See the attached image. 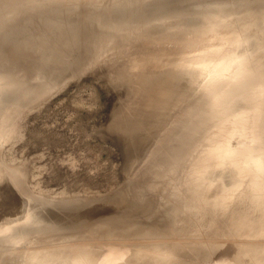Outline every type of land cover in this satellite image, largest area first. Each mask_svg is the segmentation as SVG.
<instances>
[{
	"label": "rangeland",
	"instance_id": "374dc122",
	"mask_svg": "<svg viewBox=\"0 0 264 264\" xmlns=\"http://www.w3.org/2000/svg\"><path fill=\"white\" fill-rule=\"evenodd\" d=\"M29 1L30 2L26 5L27 7L34 3L39 7H34V11L30 12L26 8L27 11L25 10L24 12L25 8L21 11L20 6L26 3V0H19L20 4H18L19 2L14 3L15 0H12L11 4H6L0 8V21L2 18H7L10 14H13V12H17V14H15L17 16L14 15L8 22L13 24L24 23L21 30L12 35H7V37L5 35L8 40H5L3 47H0V76L3 74L6 75L7 73L10 74V72L6 71V69L9 68L8 71L11 70L12 75L16 74L15 76H23L26 72H29L33 80L31 76H29L30 81L29 79L28 81L33 84L34 88H28L27 83L25 86L30 89L29 93L28 89L23 86L24 89L22 90L20 88H12L11 90L9 89V91L7 90V92L5 91L3 93L4 95L0 96V239L2 240H0V264H154L156 258L161 262H166V264H218L220 261V264H240L241 258H246L245 262H242L243 264H247L246 260L248 258H254L255 261L253 264L259 263L262 257L255 256L254 247L240 245V243L242 244V242H245L244 237L253 236L258 232V223L253 221L252 214H245L235 225V234L237 235L233 233L225 234L226 230L224 229H226V226L224 222H228L229 216L221 215L224 211L218 208L212 209V207H208L211 210L204 214L205 218L208 220V224L205 222L203 225L197 222V214L194 215L195 221L193 222V226H189L187 221L182 224L178 221L182 218L186 219L188 216L190 217V213L194 210L188 208L181 213H176L177 211L174 210L175 207L173 206H176L180 201L174 200L171 192L176 190L177 187H180L179 189L183 187L184 179H187L186 175L189 170L193 169L198 164L199 157L197 154L202 150L201 146H203V144L198 148H193L191 154L194 158L191 164H186L187 166L182 164L179 169L177 167L174 168L175 166H170V169L167 168L168 170H165V174L157 176L156 181H159V183H155V181L150 178L152 176L151 173L156 168V166H154L156 165V161L168 150V147H165L170 144L168 138H171L170 136L173 132H176L179 123L186 117L184 113L185 110L191 104L201 99L208 84L210 85L214 82H211V80L214 78L215 73L210 76H205L201 83L194 87V89L192 88L193 90L191 89L193 93L190 94L188 91L186 93L187 96H185V93L179 94L178 103L173 104L172 110L168 113L170 118L165 124L164 121L169 117L167 114L168 117L166 116V119L159 124V122L155 120L157 117L155 116L156 118H154L153 112L149 114L145 112L146 109L148 110V107L146 108L148 98L145 96V100L143 101L144 93L140 92L139 94L136 87L138 82L136 79H134L136 82L132 80L134 77L136 78V76H134L137 75L135 73L136 70L133 69L135 72H132L134 73H126L127 78L129 80L131 79L128 84H126L128 82H126V80H128L125 77L126 74L122 75L121 72L127 71L125 67L128 68L129 66L127 67V64L132 60H136L137 58L136 61H139L138 58L140 56L142 57L143 53L149 55L153 53L152 55L154 56L160 55L161 57H158L161 58L159 59L162 64H164V62L171 63L172 60V64H174L176 61L174 59H178L176 61L178 62L183 60L186 55V58L190 56H192L190 58H193V56L200 51V45H202V43L207 45L209 43L208 41L202 42L199 40V44L197 43V45L192 41L194 44L192 43L193 45L189 47V45L185 43L186 41L183 42L187 35H185V37L183 35H178L176 37L168 35L169 37H167V39L164 37L158 38L161 32H163V35L166 33L170 34L175 29L176 24L180 22H178V20L181 17L187 20L189 19L188 21L186 20L187 23L186 21L184 23L187 24L188 27L196 21H201V18H205V15L223 11L224 17L228 18L227 20L229 21H233L232 28L242 27L250 31L255 28L251 25V22L257 21L256 29L263 30L264 0H124V2L117 4H115L116 0ZM140 6L142 9L137 13ZM40 10H44L45 14L39 15L38 12ZM101 10H106L104 11L106 13L103 18L99 16ZM51 11H60L58 16H60L62 22L67 19L65 21L67 23L64 22L60 29L48 27L46 21L52 14ZM97 11L98 13H96ZM31 14L33 17L29 19ZM134 14H137V16L134 17ZM130 17H133V19L137 18L136 22H138V25L146 22L147 28L157 27L158 30L160 29V32L153 35H160L152 40H148L146 39L149 33L148 30V33L139 36L142 39L137 40L134 44L129 46H123V41H128L125 38L127 36L116 37L115 40L103 46L99 45L98 41L92 42L97 32L104 37L109 34V29L106 25L110 22L121 24ZM72 29L83 37H81L83 41L81 40L78 42L76 47H68V45H64L60 42L65 34L71 33ZM222 29L223 30L214 27L213 31L216 35H220L227 31L224 30L225 28ZM1 34L0 37L3 36ZM234 35V33H231L232 42L228 44V46H235L236 38ZM198 36H201L203 39L210 37L208 34L203 33L198 34ZM186 40L188 39L186 38ZM196 41L198 42L197 39ZM174 42L175 46H173ZM179 42L185 44L180 45ZM217 42V39L210 41L211 44H216ZM14 44L25 46L20 54L22 56L16 58L15 61L5 59V56L11 54L10 50ZM79 44H81V46ZM119 44L121 46L118 47ZM46 45H49V47L54 46L55 49H59L60 52H66L65 62L61 63L53 60L55 54L53 50H51L52 48L43 49ZM167 45L171 47L168 48ZM155 46L158 49H162V51L160 50L161 54H158L159 50L156 49ZM107 47H109V49H107ZM137 47L139 49L138 54L137 50H135ZM75 48L77 49L75 50ZM148 48H152L153 50H148ZM155 49L158 50L157 53H155ZM130 50L132 51L130 52ZM115 52L118 56L115 55ZM119 52L122 53L123 56ZM162 52L166 53V55H162ZM126 53H129L128 56L132 53L133 56L136 55L137 57L133 59L131 55L130 58H128ZM112 54L116 56V59ZM235 54L238 55L239 51ZM25 55L30 58L27 59ZM171 55L175 57L173 58ZM71 56L75 59L72 60ZM108 56H112L113 60ZM124 56L131 61H128V59L126 60ZM165 56H167V60ZM106 57L111 60V63L114 64L113 66ZM118 57V60H120V62L122 61L121 63H123V65H120L121 63L117 60ZM141 57L139 59H141ZM120 58H123V60ZM186 58L185 60H187ZM47 59L50 60L44 63L43 60ZM101 59L102 61L100 62ZM114 59L117 60V65L112 62ZM106 61L108 62L107 65L105 64L107 63ZM11 63L14 68L11 66ZM100 63L104 65H99ZM96 66L99 68L98 70ZM106 66L109 67L108 70H106ZM120 66L122 67L121 70L119 69L121 68ZM90 67L91 70L89 69ZM72 68L74 70H72ZM13 69L15 71H13ZM248 72H250L251 76L258 74L255 66ZM39 73H41V75ZM120 74L123 79L125 77L126 80H123ZM128 74H131V76H128ZM151 75L157 76L156 73ZM237 76L236 74L234 79L231 80L232 82H228V86L225 90L229 88V85L236 83L238 79ZM121 79L125 82V86L121 84ZM33 81L37 85L36 87H34ZM249 82H251L250 79ZM131 83L132 87H135L133 89L137 90H135L137 93H133L135 94L134 96L131 94L133 91V89H131ZM32 84L29 87H32ZM127 85L130 86V88ZM124 87L127 90L126 92ZM127 87L132 90H130L131 93H129ZM255 88H260L259 91L261 92L255 91ZM16 89L18 92L19 89L20 91L26 90L24 92L28 94L24 92L20 94L21 92H16ZM13 90L16 93H14ZM225 90L223 89V91ZM250 90L255 91L251 92L250 108L253 114V121L257 126L261 116V110L264 107V87L255 85L250 88ZM12 92L15 96H13ZM244 92L245 91L240 93V95ZM123 93L128 95L124 96ZM136 94L143 96L140 97L143 102L140 101ZM136 96L137 99H135ZM222 98H224V95L222 92H219L216 96H213L210 104L218 103ZM123 100H125V102L127 100V102L125 103ZM137 102L138 107L135 104ZM120 104L122 105L120 106ZM131 104L135 105H132L135 109L131 108L134 110V113L132 110H129ZM252 104L254 105L252 106ZM126 105L129 106L125 107ZM143 106H145V108ZM118 107H123L122 109L119 108L121 112ZM123 109H125V111H123L124 114L122 112ZM151 109L152 107L150 110ZM128 110L132 113L131 116L133 114L135 116L137 115L136 119H134V115L132 117L130 116ZM242 110H244V107L238 108V111ZM126 112H128L127 114L129 115L125 114ZM138 115H140L141 120H139L140 118H138ZM124 116H126V118ZM129 116L131 118H129ZM144 117H148V121L153 117L155 120L153 125L155 126L157 123L159 126L156 125V127H153L151 125L154 122L153 118L151 119V124H149L150 121L148 123L147 120L145 121L146 118ZM122 118H124L123 121H125V128L123 125L124 123L122 124V122H120ZM137 120L138 122H136ZM131 121L133 122L130 123ZM144 121L145 123H143ZM146 122L148 126H146ZM162 123H164V126L163 129H160V127L162 128ZM128 124L129 126H127ZM131 124L132 126H130ZM149 125L153 127L150 126V130L155 129L154 133L158 132V134L155 133L153 138L151 131V136L148 138L151 137L153 139L151 140L150 138L151 142H149L147 146L141 144L144 147V151L142 150V152H139L142 149V146L140 148L138 147L139 142L142 141L143 144H148L147 142L150 141L146 134L150 133V130L147 129ZM216 125L209 123L207 125L209 132L207 130V133L213 134L214 136L217 135L219 130ZM126 128L130 130L131 133L128 132ZM145 129L149 132L144 131ZM214 129L216 130L214 131ZM244 129L245 128L240 126L233 129L236 136V140L232 142L233 147L240 148V150L246 152L243 151L244 160L246 162H252V160H249L250 153H256L255 155L264 157V146L261 145V142H264V138L252 134L255 138L252 139L250 136L249 140L246 141V131ZM121 130L126 131L122 132ZM136 130L138 132L141 130V133L144 132L143 135L146 134L144 138L147 139L141 137V133H138L141 135L136 134ZM124 136L126 137L124 138ZM120 137L126 140H129V138L133 140L135 138L138 144L134 142L135 139L132 142L137 146L131 145L133 144L132 142L131 144L130 142L127 143L126 140H124V142ZM145 140H147L146 143ZM251 140L253 141L251 142ZM127 145H130L129 147L131 149L128 148ZM135 147H138L140 150L138 151ZM165 149L167 150L165 151ZM132 150H135L133 151L135 154L131 157L133 153L131 152ZM136 150L138 152H136ZM128 153L131 154L129 155ZM130 158H134L135 160L131 161ZM135 161L139 162V167ZM132 162H135L133 167H131ZM149 166H151V170ZM247 170L250 175L253 170L252 164L247 167ZM225 173V169H223V172L221 170L218 178L224 177ZM149 179L150 182H148ZM168 181L171 182V185H169ZM213 181H211V183H206L203 190H198L199 194L205 192L207 195L206 198H208L211 203L215 202L217 198L216 201H219V197H225L227 193V191L222 188V180ZM134 182L135 184H133ZM249 182V180H246L241 185L240 192L242 191L244 194L243 190L246 189V194L247 192L249 193V188H247L250 185ZM137 184L139 185L137 186ZM188 185L192 184L188 183L187 186ZM127 187L128 190L126 189ZM163 187L165 188L163 189ZM139 188L142 192L139 191ZM141 188H143V190ZM186 188L187 187H185V189ZM184 190L181 191L183 192ZM117 192L118 194L113 195V193ZM133 193H136V196L135 194L133 195ZM185 195H187L185 198H188V193ZM110 196L112 199L109 198ZM108 199L111 201H108ZM173 201L176 202L175 205L172 204L174 203ZM234 204L235 201L230 205L232 206ZM181 205L184 204H178L180 207ZM63 206L72 207L78 211L68 215L61 209ZM234 208L233 206L231 209V213L233 214L235 213ZM170 209H172V212ZM60 210L65 213L66 217L63 220L65 225L51 226V223L46 221L44 215L50 218L52 215L59 213ZM25 213L26 215L24 216L23 214ZM34 213L38 215V218L27 221L28 216ZM178 214L181 216L178 217ZM211 214L216 215L215 220ZM25 224H31L30 229L34 231L27 230L25 236L16 242L18 245L14 241L6 240L11 230L3 231L2 229L9 226H12L11 229H13ZM158 224L161 226L159 225V227ZM183 224H185V226H182ZM128 225H130V227L135 226V228L133 227V229L131 227L133 230H130L131 228ZM109 226L112 228H109ZM97 227L103 230L101 231L99 229L101 232H99V230H94ZM174 227L175 229H172ZM117 228L118 231L116 230ZM120 228H123V230ZM111 229L115 231L114 234H112L114 231L112 232ZM126 229L128 231H126ZM168 229L172 231H170L171 234H168ZM141 230L146 235H144ZM246 230H248V233L244 234ZM103 231L104 233L102 234ZM120 231H122V233L126 231L125 234L123 233L125 236L121 235ZM89 232H93L94 234ZM87 233L90 236L87 235L86 237L85 234ZM127 233H129V235L133 234L132 237ZM83 235H85V239ZM126 235L130 238L128 239ZM140 235L144 236L140 237ZM145 236L150 237L144 238ZM78 237L81 239H78ZM249 238L251 237H248V239ZM41 239L43 241H41ZM54 239L56 242H54ZM251 241L264 242V236L252 237ZM35 242H37V246L35 244L32 245V243ZM39 242L41 243L40 245H43L40 246ZM48 242L49 244L45 245V243ZM51 242H54V244ZM209 246H211L210 249H208ZM9 247L11 249H9ZM35 251L45 252V254L50 256L46 255L42 257L35 255L37 254ZM23 252H28L27 255L29 258H31V255L34 253L35 256L32 255L31 262H27L28 259L25 260L26 257L24 256L27 255H23ZM29 253L32 254L29 255ZM56 254H60V257L56 258ZM66 254L68 258L65 257ZM76 254L79 255V258L76 257ZM140 254L143 255L138 256ZM69 255L71 256L69 257ZM135 255L139 258H136ZM7 256H9V258Z\"/></svg>",
	"mask_w": 264,
	"mask_h": 264
},
{
	"label": "bare ground",
	"instance_id": "6f19581e",
	"mask_svg": "<svg viewBox=\"0 0 264 264\" xmlns=\"http://www.w3.org/2000/svg\"><path fill=\"white\" fill-rule=\"evenodd\" d=\"M18 2H19V0H15L14 3H18ZM29 2H30L29 0H26V3L21 4V6H20L21 11H23L24 8H25L24 9V12H25L26 8H27V10L29 12L30 11H34V7H36L37 4L35 5V3H34V4H32V5H30V6L27 7L26 5ZM122 2H124V0H116L115 1V4L122 3ZM11 3H12V0H0V8H2L6 4H11ZM18 4H20V2ZM37 7H39V6H37ZM138 9L139 10L137 11V13L142 9V7L140 6ZM104 11H106V10H101L99 12V16H101V18H103V16H105V13L106 12H104ZM44 12H45L44 10H40L38 12V14L40 15V14H43ZM51 12H52V14L47 18V21H46L48 27L60 29L61 26H62V24L67 19H65L62 22L60 20V16H58V13L60 11H51ZM96 13H98V11ZM15 14H17V12H13V14H10L7 18H2L1 21H0V34L2 33L1 35H3L2 36L3 38L0 37L1 38L0 39V47H3V43H5V40H8V38H6L7 35H9V34L12 35L13 33H16L17 31L21 30L22 25H24V23H20V24L19 23H17V24L14 23L13 24V23L8 22L9 19L10 18H13ZM15 16H17V15H15ZM135 16H137V14H134V17ZM32 17H33V15L31 14L29 16V19H31ZM136 19H133V17H130L127 21H125L124 23H121V24L116 23V22H110L109 24L106 25L108 27V29H109V34L104 37L99 32H97L95 34L94 39H92V42H97L98 41L99 45L103 46L105 44H108L110 41L115 40L116 37L127 36L125 38L128 41H123L124 44L123 43L122 44H123V46H129V45L134 44V42H136L137 40L142 39L139 36L148 33V30H149V33H148V36L146 37V39H148V40H150V39L152 40V39L156 38L160 34L161 35L158 38L164 37L166 39H167V37H169L168 35H173V37H176L178 35L179 36H182L183 35L185 37V35H187L185 37V39H184L183 42L186 41L185 43L188 44L189 47L194 44L193 42H195L196 45H197V43L199 44V40H201L202 42L203 41H206V42L208 41L209 43L213 39H217L218 40V42L216 44H211V43L209 44L208 43L206 45V44H203L202 43V45H200V51H198L197 54L195 56H193V58H190L192 56H190L189 58H186L187 57V55H186V56H184V59L183 60H180L178 62H176L178 59H174V60H176L174 64H172L173 60L171 61V63H169L168 61H167L168 63H165L163 61L164 64H162V62L160 61V59H161L160 57L161 56L160 55H158L160 57L154 56V55H152L153 53H151V55H149L147 53H143L142 57L140 56L141 59H139L140 57L138 56L139 57L138 58L139 61H136L137 60V58H136L137 56L136 55L133 56L132 55L133 52L131 53V55H132L133 59L135 57L136 60H132V61L129 60L128 58H130V56H131V55L128 56L129 53L128 54L126 53V55H127L128 58H126V56H124L126 60L128 59V61H131V62L129 63L130 65L127 64V67L129 66L128 68L125 67V70H127V71H125L123 73L120 71L121 74L123 75V74H126L127 72L128 73H131L132 71H134L133 69L136 70V72L134 71L137 74V75H134V76H136V78L133 76L134 78L132 77L133 78L132 80H134V79L137 80L138 85L136 87H137V89L139 91V94H140V92H143L144 93L143 94L144 95L143 101L145 100V96L148 98V100H147L148 103H146V108L148 107V110L146 109L145 112H148V114L151 113V112H153L154 113V118L157 117V119H155V120H157L159 122V124H160V122H162V121H164L166 119L167 114L170 113V110H172V106H174L173 104L178 103V99H179L178 95L179 94H184V93L186 94L188 91L190 92V94L193 93L192 90L194 89V87H196L199 83H201V81H203V78L205 76H207V75L210 76L211 74L215 73L214 78L211 80V82L212 81H214V82L212 84H210V85L208 84V87H206L205 93L203 94V96L201 97V99L198 102L191 104L185 110L184 113L186 114V117L179 123V126H178L176 132H173V134L170 136L171 138H168L169 139L168 142H170V144H169V146H165V147H168V150L165 149V151L166 150L167 151L164 152L163 155L161 156V158H159L156 161V165H154V166H156V168L151 173L152 176L150 178L153 179L155 181V183H159V181H156L157 176H161V175L165 174V170L167 168H169L170 166L171 167L172 166H175L174 168L177 167L179 169L180 165H182V164H184L185 166H187L186 164H191V162H192V160L194 158L193 155L191 154L193 148H195V147L198 148L201 144H203V146H201L202 147V150L197 154V156L199 157L198 164H197L196 167H194L193 169L189 170L188 174L186 175L187 176V179L186 180L184 179L183 187H181V189H179L180 187H177V189L174 190L173 192L170 191L171 194L174 197V200L176 199V200H178V202L180 201L179 202L180 204H182V203L184 204V205H181V207L178 206L179 203L176 204V206L178 208L176 206H173V207L177 208V209L174 208V210L177 211L176 213H181V212H183L184 210H186L188 208L194 210L193 212L190 213V217L188 216L186 219L185 218H182V219L178 220L179 223L182 224L183 222L187 221L189 223V226H191V225L193 226V222L195 221L194 220V215L197 214L198 215V217L196 218V221L197 222H199V223H201L203 225L205 224V222H206V224H208V220L205 218V215H204V214H206L207 211H210L211 210L208 207H212V209L218 208V209L224 211V212H222L223 214H221V215H228L229 216L228 222H224L225 223V226H226V229H224V230H226L225 231V234L226 233H229V234L230 233L231 234L233 233L234 235H237V234H235V232H236L235 225L239 222V220H241V218H243L245 216V214L250 213V214L253 215V218H252L253 221H255V222L258 223V225H257L258 226V232L255 235L248 236V237H251V238L252 237H263L264 236V157L257 156V155H255L256 153L255 154L250 153L249 160H252V162L251 161H249V162L247 161L246 162L244 160L245 158L243 156V154H244L245 151L244 150H240V148H234L232 142L234 140H236V136H235V134L233 132V129L236 128V127H239V126L245 128L244 130L246 131V137H245L246 138V141L249 140V137L250 136L252 137V139L255 138V136H258L260 138H264V107L261 110V116H260V118L258 120V125L257 126L255 125V122L253 121V114H252L251 108H250V106H251V103H250V101H251V92L259 91V89H260V88H255V91H251L250 88L254 87L255 85H261V86L264 87V28H263V30L256 29L257 21L251 22L252 23L251 25H253L255 28H253V30H250V31L247 30L246 28H242V27L241 28H232L233 21L227 20L228 18L224 17L223 11H218V12L213 13V14H210V15H205V18H201V21H196V22L192 23V25H189L188 24L189 25L188 27H187V24H184L187 19H184L183 17H181L178 20V22L179 21L180 22L176 24L175 29L170 34L169 33H166V34L163 35V32H161L157 36H154L153 34L159 33L160 32L159 31L160 29L158 30L157 27H155V28H149L148 27L147 28L146 27L147 26L146 25V22H143L141 25L139 24L140 25L139 26L138 25V22H136ZM25 21H28V20H25ZM187 21H186V23H187ZM65 23H67V22H65ZM214 27L215 28H218V29H221V30H223L222 28H225L224 30H227V31L223 32L220 35H216L215 32L213 31V28ZM202 33L203 34H208L210 37L207 38V39H203L201 36H198V34H202ZM231 33H234L235 34L234 35L235 38H236L235 46H228V44H230L232 42ZM78 34L79 33H76L75 30L72 29V31H71L70 34H65L64 37H63V39H61L63 42L62 41H60V42L62 44H64V45H68V47H71V46H75L76 47V45L78 44V42H80L82 40L81 39L82 36L80 34L79 35ZM5 35H6V37H5ZM61 35H63V34H61ZM135 38H138V39H135ZM186 38L188 40H186ZM2 39H4V40H2ZM196 39L198 40V42L196 41ZM185 43H183V44H185ZM173 44H174L173 46H175V42ZM181 44H182V42L180 43V45ZM79 45L81 46V44H79ZM119 46H121V45L119 44L118 47ZM157 46H159V45H157ZM23 47H25V46H22L21 44H14L13 47H12V49L10 50V53L11 54L5 56V59H10L12 61H15L16 58H18L19 56H22L20 54H21V52L24 49ZM170 47L168 46V48H170ZM47 48H49V49L52 48L51 50H53V52L55 54L54 57H53V60L58 61V62H61V63H64L65 62V60H66V52L65 53L60 52L59 49H55L54 46L53 47H49V45H46V46L43 47V49H47ZM132 48H134V47H132ZM152 48H148V50L149 49H152ZM155 48H156V46H155ZM164 48H165V45H164ZM76 49L77 48H75V50ZM105 49H106V47H105ZM107 49H109V47H107ZM156 49H158V48H156ZM132 50H130V52ZM135 50H137V54H138V51H139L138 47ZM142 50H145V49H142ZM146 50H147V48H146ZM152 50H151V52H152ZM158 50H159V52H158V54H159L160 53V50L162 51V49H158ZM158 50H156L155 53H157ZM73 51H74V49H73ZM238 51H239V54L236 55L235 53H237ZM140 52H141V50H140ZM142 52H144V51H142ZM145 52H147V51H145ZM148 52H150V51H148ZM120 54L123 56L122 53H120ZM124 54H125V52H124ZM163 54L166 55V53H163L162 52V55ZM112 55L114 56V54H112ZM115 55H117V53ZM139 55H140V53H139ZM168 55H169V53H168ZM167 56H165L166 57V60H167ZM25 57L27 59L30 58L29 56H26V55H25ZM108 57L109 58H112V56L111 57L108 56ZM114 57L116 59V56H114ZM132 57H131V59H132ZM71 58H72V56H71ZM163 58H164V56H163ZM176 58H177V56H176ZM178 58H180V57H178ZM181 58H183V57H181ZM185 58L188 61L185 60ZM74 59L72 58V60H74ZM115 59L112 62H114L116 64V63H118L117 60L119 59V57L117 58V60H115ZM120 59L123 60V58H120ZM0 60H1V57H0ZM48 60H50V59L43 60V61H44V63H47ZM104 60H105V58H104ZM108 60L111 63V60L110 59H108ZM112 60H113V58H112ZM93 61H95V60H93ZM101 61H102V59L100 60V62ZM118 61L120 62V60H118ZM128 61H127V63H128ZM169 61H170V58H169ZM108 62L107 63L104 62V63L107 65ZM248 62H249V64H248ZM7 63H9V62H7ZM110 63H109V65H110ZM131 63H133V64H131ZM91 64H92V62H91ZM101 64H103V63H100L99 65H101ZM111 64H112V66L114 65L113 63H111ZM119 64H118V66H119ZM120 65H123V63H121ZM125 65H126V63H125ZM11 66H13L12 63H11ZM66 66H69V65H66ZM254 66H255V69L257 70V73L258 74H254L253 76H251L250 72H248V71H250ZM6 67H5V69H6ZM134 67H137V68H134ZM13 68H14V66H13ZM106 68L105 69L108 70L109 67L106 66ZM5 69H4V71H5ZM9 69H6V71L7 72H10V74L7 73L6 75L3 74L2 76H0V96L4 95L3 93L5 91L7 92V90L9 91V89L11 90L12 88H17V89L20 88L22 90V89H24L26 87L25 85H27V83H28V88L34 89L33 88V84L31 82H29L30 81L29 76H31L29 72H26L23 76H15L16 74L15 75H12V71L11 70L8 71ZM74 69H75V66H74ZM74 69L72 68V70H74ZM89 69L91 70V67ZM96 69L98 70L99 68L97 67ZM119 69L121 70L122 67L119 68ZM1 70H2V68H1ZM72 70H70V71H72ZM92 70H93V68H92ZM13 71H15V70L13 69ZM29 71H31V70H29ZM123 71H124V67H123ZM17 72H19V71H17ZM95 72H97V71H95ZM134 72H132V73H134ZM2 73H5V72H2ZM153 73H156L157 76L156 75H155L156 77L155 76H152L151 74H153ZM39 74L41 75V73H39ZM121 74H120V76H121ZM236 74L238 75L237 76L238 79H237L236 83H234L232 85H229V88H227L225 90V88L228 86L227 85L228 82H230L231 80H233L234 79V76ZM129 75L131 76V74H128V76ZM125 77L127 78V74H126ZM125 77H124V79L126 80ZM28 79H29V81H28ZM31 79H32V76H31ZM122 79H123V77H122ZM249 79L251 80V82H249ZM123 80H122V82H123ZM130 80L129 79L126 80V82L128 81L126 84H128ZM122 82H121V84L125 86L126 85L125 82H123L124 84ZM134 82H136V81L134 80ZM36 83H38V82H36ZM132 83H131V87H132ZM31 84H32V87H29ZM23 86H24V88H23ZM36 86L37 85L34 82V87H36ZM128 87L130 88V86H128ZM128 87H127V89H128ZM133 88H135V87H132L131 89H133ZM17 89H16V92H18ZM20 89H19V92H18V93L21 92L20 94H22L24 91H26V90L20 91ZM131 89H128L129 93H131L130 92ZM223 89L225 91H223ZM29 90L30 89H28V93H29ZM124 90H125V92L127 91L125 87H124ZM135 90L133 89L134 92L131 90L132 91L131 94L133 96L135 95L133 93H137V92H135ZM33 91H35V90H33ZM243 91H245V92L240 95V93H242ZM13 92L16 93L14 90H13ZM219 92H222L223 93L224 98L220 99V101L218 103L210 104L213 96H216ZM259 92H261V91H259ZM14 93H13V96H15ZM24 93L28 94L27 92H24ZM20 94H19V96H20ZM123 94H124V96H127L128 95V94L125 95L126 93H123ZM16 95H18V94H16ZM13 96H12V99H13ZM137 96L139 97L140 101L143 102L141 100V98H140V97H143V96H139V95H137ZM137 96H136L135 99H137ZM185 96H187V94ZM123 98H125V97H123ZM15 100H19V99H15ZM127 100H126V102H127ZM123 101L125 102V100H123ZM138 102H139V100H138ZM138 102L135 103V104L137 105ZM10 103H12V102H10ZM121 105L122 104H120V106ZM132 105H134V104H131L130 109H129L130 111L132 110L131 108H134L135 109V107H134L135 105L133 107H132ZM253 105L254 104H252V106ZM128 106L126 105L125 107H128ZM137 107H138V105H137ZM140 107L142 108L141 104H140ZM143 107L145 108V106H143ZM149 107L150 108L152 107V109L150 110ZM239 107H244V110L238 111V108ZM119 108L122 109L123 107L122 108L121 107H118V109ZM120 109H119V111H120ZM129 110H128V112H129ZM123 111H125V109H123L122 112ZM132 111L134 113V110H132ZM128 112H126L125 114H127ZM123 114H124V112H123ZM131 114L132 113H130V116H131ZM127 115H129V114H127ZM130 116H129V118L132 117V116L131 117ZM136 116H135L134 119H136ZM138 116H139L138 118H140V115H138ZM168 116H167L168 117L167 120H165L164 123L166 121H168V119L170 118V115L169 114H168ZM124 117L126 118V116H124ZM144 118H146V117H144ZM147 118L145 119V121L147 120ZM154 118H153V121L154 122L152 124H151V122H152L151 119L149 120L150 123H149L148 120H147V122L149 124H151L153 127H156V125H158V124L156 123L155 126L153 125L155 123ZM123 119L124 118H122L121 119L122 121H120V122H122V124L125 122V121H123ZM134 119H133V121L135 122ZM139 120H141V118ZM133 121H131L130 123H132ZM145 121L143 123H145ZM136 122H138V120ZM147 122H146V126H148ZM126 123H128V122H126ZM164 123H162V125H161L162 128L160 127V129H163ZM209 123H212L213 125L214 124L215 125L217 124L216 127L219 130L218 131L219 133L217 135L214 136L213 134L207 133V130H208L207 129V125ZM123 125H124V128H125V123ZM151 125H149V127L147 129L150 130V126ZM120 126H121V124H120ZM127 126H129V124ZM130 126H132V124ZM145 127H142V128H145ZM122 128H123V126H122ZM128 128L130 130H132L130 127H128ZM147 129H145L144 131H148ZM126 130L128 132H130V130H128L127 128H126ZM126 130H124V131H126ZM215 130L216 129H214V131ZM121 131L124 132L123 130H121ZM151 131H152V137L153 138H154L155 133L158 134V132H155L154 133L155 129L154 130H150V133H146L145 132L147 134V138L149 136H151ZM156 131H157V129H156ZM208 132H209V130H208ZM130 133H129V135H130ZM138 133H141V130H140V132H138V131L136 132V134H138ZM212 133H213V131H212ZM141 134H138V135H141V137H143V138L146 135V134L143 135L144 132H142ZM252 134H255V136H253ZM122 137H120V138H122ZM125 137L126 136H124V138ZM133 137H135V136H133ZM124 138H122L123 141L126 140ZM130 138H131V136H130ZM130 138H129V140L127 139L126 142L127 143L130 142V144H131V142L135 138L133 140H131ZM147 138H144V139H147ZM150 138H148V139L150 140ZM153 138H151V140ZM137 139H138V137H137ZM137 139L134 140L135 143L138 142V141L136 142ZM151 140L147 142L148 144H143L142 141H141V138H140V141L141 142H139L138 147L140 148L142 145L143 146L144 145L145 146L149 145V142H151ZM146 141L147 140H145V143H146ZM252 141L253 140H251V142ZM134 142H132L133 144H131V145L137 146ZM166 145H168V144H166ZM261 145L264 146V142L263 141L261 142ZM129 146L130 145H127L128 148H130ZM143 146L141 147L142 148L141 150L138 149V147H135V149H138V151L140 150L139 152H142V150L144 151V149H143L144 147ZM133 151H135V150H132L131 152H133ZM138 151L136 150V152H138ZM159 152H161V151H159ZM128 154L130 155L131 153H128ZM134 154H135V152H133L131 154V157ZM130 159H131V161H134L135 160L134 158L133 159L130 158ZM135 162H137V161H135ZM135 162H132L131 167H133V164ZM138 163L139 162H137L136 164L138 165ZM250 164H252L253 170H252V173L249 175V173H248L249 171L247 170V167ZM137 165H136V167H137ZM139 165H138V167H139ZM149 167H150L149 169L151 170V166H149ZM130 169H133V168H130ZM223 169H225V171H226L224 177L218 178L220 171L222 170V172H223ZM130 171H132V170H130ZM138 171H139V169H138ZM146 171H148V170H146ZM132 172H134V171H132ZM213 180H215V181L222 180V183H223L222 188L227 191V193L225 194V197H223V196H220L219 197V201L220 202L219 201H216L218 199L217 198L215 200V202H212L211 203L210 200L208 198H206L207 195H206L205 192L204 193L202 192V194H199V192H198V190H200V189L203 190L205 188L204 185H206V183H209V182L211 183V181H213ZM246 180H249L250 181L249 182L250 185L247 187V188H249V193L247 192V194H246V189H244L243 190L244 191V194H243L242 191L240 192L241 187H242L241 185ZM169 181H171V180H169ZM169 181H168V183H169V185H171L170 184L171 182H169ZM179 181H181V180H179ZM148 182H150V179L148 180ZM165 183H166V181H165ZM188 183H190L192 185H188L187 186ZM133 184H135V182ZM167 184H165V185H167ZM138 185L139 184H137V186ZM128 187L126 188L127 190H128ZM185 187H187V188L185 189ZM143 188H141V189L143 190ZM164 188L165 187H163V189ZM163 189H161V190H163ZM181 190H184V191L182 192ZM139 191L142 192L140 190V188H139ZM145 191H144V193H145ZM194 191H195V193H194ZM187 193H188V198H185L187 196L185 194H187ZM115 194H118V192L117 193H113V195H115ZM134 194L136 196V193H133V195ZM137 194H139V193H137ZM109 198L112 199L111 196ZM119 200H120V196H119ZM108 201H111V200L108 199ZM181 201H182V203H181ZM234 201H235V204L231 206L230 204L233 203ZM138 202H139V200H138ZM175 203L176 202H174L172 204L175 205ZM172 204H171V206H172ZM21 205H23V204H21ZM219 205H221V206H219ZM233 206L235 207L234 208V210H235V213L234 214L231 213V209L233 208ZM173 207H172V209H173ZM27 208H28V206H27ZM20 209H21V206H20ZM61 209H63L64 212L66 214H68V215L73 214V213H76L78 211L75 208L67 207V206H63V208H61ZM172 209H170V211ZM64 212L60 210V212L57 213L56 215H52L53 217L51 216L50 218H48L45 215H44V217L46 218V221H48V222L51 223V226H53V225H55V226L56 225L57 226H64L65 223L63 222V220L66 217ZM23 215L25 216L26 213L23 214ZM211 215L213 216V219L215 220L216 219V215H214V214H211ZM177 216L179 217L181 215L178 214ZM36 218H38V215L37 214H35V213L34 214H30L28 216V218H27V221L28 220H33V219H36ZM155 221H156V219H155ZM30 225L31 224H25V225H22V226H17V227H15L13 229H11L12 226H9V227H5L2 230L3 231H9V230H11L10 231V234L7 236V239L6 240L7 241H14L16 243L17 241H19V239H21L22 237L25 236V232H27V230L28 231H34V230H31L30 229L31 228ZM159 225L160 224H158V226ZM169 225H171V224H169ZM128 226L130 227V225H128ZM158 226H156V227H158ZM182 226H185V224H183ZM182 226H180V227H182ZM101 227H103V226H101ZM110 227L111 226H109V228ZM129 227H128V229H129ZM133 227L135 228V226H133ZM170 227H168V228L171 229ZM87 228H88V226H87ZM132 228L130 230H133L134 229V228L133 229ZM142 228H143V226H142ZM99 229H100V227H99ZM99 229L97 227L94 230H99ZM160 229H159V231H160ZM169 229L167 230L168 231V234H171L172 231L169 230ZM172 229H175V227L172 228ZM100 230L102 231L103 229H100ZM100 230H99V232H101ZM105 230H106V227H105ZM116 230L118 231V228ZM121 230H123V228ZM124 230H125V228H124ZM161 230H164V229L162 228ZM113 231L114 230H112V232ZM126 231H128V230L126 229ZM126 231H125V233H126ZM131 232H135V231H131ZM131 232H130V234H131ZM153 232H154V230H153ZM164 232H166V231H164ZM89 233H93V232H89ZM96 233H98V232H96ZM103 233H104V231L102 232V234ZM109 233H110V231H109ZM114 233H115V231L112 234H114ZM123 233H122V231H120V234L121 235H124L125 234V233L124 234ZM246 233H248V230L244 231V234H246ZM127 234L129 235V233H127ZM140 234H142V233H140ZM143 234H144V232H143ZM26 235H27V233H26ZM85 235L87 237V235H89V234L87 233ZM85 235H83V238L84 239H85V237H84ZM104 235H106V234H104ZM128 235H126V236H128ZM132 235H129V236L132 237ZM134 235H137V234H134ZM144 235H146V234H144ZM144 235H140V237H142ZM151 235H154V234H151ZM112 236H114V235H112ZM129 236H128V239L130 238ZM154 236H151V237L155 238ZM146 237H150V236H145L144 238H146ZM160 237H162V236H160ZM248 237H244L246 240L244 239L245 242H242V244L240 243V245L254 247L255 248V251L254 252L256 254L255 256H258V257L261 256L262 257L261 261L259 263H257V264H264V242H261V241L260 242L251 241V238L248 239ZM55 238H57V237H55ZM79 238L80 237H78V239ZM83 238H82V240H83ZM41 241H43V240L41 239ZM46 241H49V240H46ZM54 242H56V240ZM54 242H51V243L54 244ZM111 242H114V241H111ZM36 243L37 242L32 243V245L35 244L37 246ZM40 244L41 243L39 242V245ZM46 244L48 245L49 242L48 243H45V245ZM11 245H13V244H11ZM11 245H10V247H11ZM28 245H31V244H28ZM42 245H40V246H42ZM10 247H9V249H11ZM210 248H211V246H209L208 249H210ZM16 250H18V249H16ZM37 250H38V248H37ZM18 251H21V250H18ZM32 253H29V255L32 254ZM36 253L37 254H35V255H39V256H42V257H44V256L47 255V254H45V252L44 253L43 252H36ZM57 253H59V252H57ZM25 254L27 255L28 252L27 253H24L23 255H25ZM10 255H11V253H10ZM23 255H21V256H23ZM32 255L35 256L34 253ZM32 255H31V258H29L28 255L27 256H24V257H26L25 260L28 259L30 261L27 260V262H31ZM51 255H54V254H51ZM59 255L60 254H56V258L57 257H60ZM142 255L143 254H140L138 256H142ZM47 256H50V255H47ZM70 256L71 255H69V257ZM138 256L136 257V255H135L136 258H139ZM7 257L9 258V256H7ZM65 257H67V254L65 255ZM76 257L79 258V255L76 254ZM4 258H5V256H4ZM245 259L246 258H241L240 259V264H243L242 262H245ZM254 261H255L254 258H248L246 260L247 264H253ZM103 262H105V261H103ZM220 262L218 264H220ZM21 264H23V263H21ZM154 264H166V262H161L160 260H158L156 258L154 260Z\"/></svg>",
	"mask_w": 264,
	"mask_h": 264
}]
</instances>
